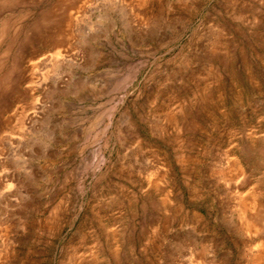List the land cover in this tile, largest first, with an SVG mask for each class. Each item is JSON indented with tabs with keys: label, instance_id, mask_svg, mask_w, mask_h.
Listing matches in <instances>:
<instances>
[{
	"label": "rangeland",
	"instance_id": "374dc122",
	"mask_svg": "<svg viewBox=\"0 0 264 264\" xmlns=\"http://www.w3.org/2000/svg\"><path fill=\"white\" fill-rule=\"evenodd\" d=\"M263 254L264 0H0V264Z\"/></svg>",
	"mask_w": 264,
	"mask_h": 264
},
{
	"label": "bare ground",
	"instance_id": "6f19581e",
	"mask_svg": "<svg viewBox=\"0 0 264 264\" xmlns=\"http://www.w3.org/2000/svg\"><path fill=\"white\" fill-rule=\"evenodd\" d=\"M58 55V54H57ZM264 255V254H263Z\"/></svg>",
	"mask_w": 264,
	"mask_h": 264
}]
</instances>
